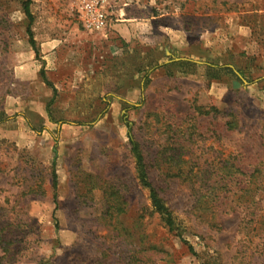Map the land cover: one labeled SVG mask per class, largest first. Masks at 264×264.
<instances>
[{
  "label": "rangeland",
  "instance_id": "1",
  "mask_svg": "<svg viewBox=\"0 0 264 264\" xmlns=\"http://www.w3.org/2000/svg\"><path fill=\"white\" fill-rule=\"evenodd\" d=\"M106 8L98 30L78 0H33L37 56L22 0H0V264H264V0ZM177 58L198 65H163ZM180 165L196 177L171 176Z\"/></svg>",
  "mask_w": 264,
  "mask_h": 264
},
{
  "label": "trees",
  "instance_id": "2",
  "mask_svg": "<svg viewBox=\"0 0 264 264\" xmlns=\"http://www.w3.org/2000/svg\"><path fill=\"white\" fill-rule=\"evenodd\" d=\"M32 2H33V0H22V6H23V9H24V12H25L27 18L29 19V24L27 26V32L29 34V42H30L31 46L33 47V49L35 50L36 55L38 56L39 48L37 46V42H36V39L34 37L32 28H31V23L33 22V15H32V11H31ZM175 64H177L179 66H185V67L188 66L191 68L196 67L198 65L195 61L189 60V59H184V60L179 59L176 61L165 63L163 65L165 67H169V66H172ZM206 66H207L208 70L211 72V75L213 76L212 78H214V79H219V78H221V75H225L228 73H233V74L236 73L237 74L236 70L233 69L231 66H228V65L224 66V65H217V64H213V63H208V64H206ZM42 76H43L44 81L48 85H50L53 88V90L56 92V88L49 81L44 70H42ZM240 77L236 76V79L234 82L235 86H238L241 83ZM146 83L147 82H145V84ZM205 112L209 113V111H205ZM230 126L234 127V124L231 122ZM41 130H42V128L40 127L38 129V131H41ZM129 139H130V150H131V153L134 157L137 177H138L140 184L143 187L148 188L150 191V202H151L152 210L154 212H157L160 215L165 226L169 230H171V231L177 230V224L175 221V217L173 216L172 211L166 205L164 199L160 195L159 190L157 189L156 185L152 182L150 175H149L148 163L145 160V156H144V152L142 150V147H141L140 143L134 138L131 131H129ZM169 159H170V161H172L173 157H169ZM54 164H55V161L53 162V165ZM172 168H173L172 166H169L170 171H172ZM173 170H174V168H173ZM238 170H241V169H238ZM170 174H171V176L184 177L185 179H190V178L193 179L194 177H196V175H194L193 173H190V170L186 171L182 167V165L178 166L176 171H172V173H170ZM229 176H231V175H229ZM221 180H223V182L225 180L226 183H227V181H232V179H227L225 177H222V178L216 180V182L219 184L221 182ZM241 182L244 183V180ZM53 187L56 191L57 187H58V180H57V172H56L55 168L53 169ZM55 202L57 203V194L56 193H55ZM122 202H123V200H120L118 198V200H116V203L110 204L109 208L107 209V213L109 214V216L113 217L114 214L119 215L120 213H122L124 211V208L122 206ZM248 214L256 215L257 213H256V210H252ZM247 215L245 214L244 217H246ZM262 216L264 218V215H262ZM179 234H181V233H179ZM190 248H191V250H193L192 246H190ZM202 264H222V263L203 262Z\"/></svg>",
  "mask_w": 264,
  "mask_h": 264
},
{
  "label": "built area",
  "instance_id": "3",
  "mask_svg": "<svg viewBox=\"0 0 264 264\" xmlns=\"http://www.w3.org/2000/svg\"><path fill=\"white\" fill-rule=\"evenodd\" d=\"M108 0H78L80 18L88 28L103 30L109 24Z\"/></svg>",
  "mask_w": 264,
  "mask_h": 264
},
{
  "label": "water",
  "instance_id": "4",
  "mask_svg": "<svg viewBox=\"0 0 264 264\" xmlns=\"http://www.w3.org/2000/svg\"><path fill=\"white\" fill-rule=\"evenodd\" d=\"M179 59H181V58H177V60H179ZM237 72V74L239 75V76H241V74L238 72V71H236Z\"/></svg>",
  "mask_w": 264,
  "mask_h": 264
}]
</instances>
